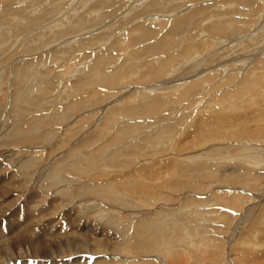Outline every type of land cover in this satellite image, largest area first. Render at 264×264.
Returning a JSON list of instances; mask_svg holds the SVG:
<instances>
[{"label": "rangeland", "instance_id": "374dc122", "mask_svg": "<svg viewBox=\"0 0 264 264\" xmlns=\"http://www.w3.org/2000/svg\"><path fill=\"white\" fill-rule=\"evenodd\" d=\"M263 26L264 0H0V238L25 253L0 264H264Z\"/></svg>", "mask_w": 264, "mask_h": 264}, {"label": "bare ground", "instance_id": "6f19581e", "mask_svg": "<svg viewBox=\"0 0 264 264\" xmlns=\"http://www.w3.org/2000/svg\"><path fill=\"white\" fill-rule=\"evenodd\" d=\"M264 27V26H263ZM234 41H237V39H234ZM207 56V55H206ZM203 59V58H202ZM205 59V58H204ZM98 60V59H97ZM208 58H207V62H208ZM238 60H240L239 58H238ZM242 60V59H241ZM96 61V60H95ZM198 61V60H197ZM204 61H206V60H204ZM204 61H200V62H202L201 64H200V62H193V60H191V64H190V66H189V69L191 68V67H193V69L194 68H196V67H198V66H202V68L200 69L201 70V72L203 71V69L204 68H206V65H207V63L206 62H204ZM210 62V61H209ZM172 63V62H171ZM166 64V63H165ZM164 63H162L161 65H158V66H154V67H152L151 69H150V71H149V73L147 74V75H144V76H151V74H153V72L154 71H157V72H159V73H162L163 71H166L165 69L166 68H164L166 65H165ZM168 66V65H167ZM186 66V65H185ZM96 67V66H95ZM169 67V66H168ZM167 67V68H168ZM179 69V68H178ZM177 68H176V71L178 70ZM188 69V70H189ZM196 69H198V68H196ZM209 69V68H208ZM187 72V71H186ZM205 72V71H204ZM207 72V71H206ZM190 73V71L188 72V73H181V76L180 77H182V79H184L185 81L190 77L188 74ZM156 74V73H155ZM163 74V73H162ZM177 74V73H176ZM201 74V73H200ZM204 74V73H203ZM207 74V73H206ZM189 77H188V76ZM143 76V77H144ZM193 76V75H192ZM195 76V75H194ZM198 75H196V77H197ZM201 76V75H200ZM152 78V77H151ZM150 78V79H151ZM173 79V78H172ZM177 79V78H176ZM205 79V76L203 77V78H200V80H199V77H198V81H197V79H195L192 83L193 84H191V87L192 86H197V85H202V82H200V81H203ZM177 80H179V79H177ZM185 81H184V83H185ZM170 82H173V81H170ZM176 82V81H175ZM189 84V85H190ZM179 85V84H178ZM191 87H188V88H191ZM143 89V88H142ZM110 90V89H109ZM188 90V89H187ZM189 90H192V89H189ZM188 90V91H189ZM130 91V90H129ZM193 91V90H192ZM120 93V92H119ZM51 94V93H50ZM98 94V93H97ZM112 95H114V94H112ZM130 97V96H129ZM105 99V98H104ZM253 101H255V99H253ZM127 102H129V101H127ZM104 106V105H103ZM14 107V106H13ZM221 107V106H220ZM129 108V107H128ZM103 109H104V107H103ZM106 109V108H105ZM100 110H101V108H100ZM108 110V109H107ZM236 110V109H235ZM231 112V111H230ZM12 113V112H11ZM63 113V112H62ZM96 113V112H95ZM94 113V114H95ZM101 114V113H100ZM233 114V113H232ZM43 115V114H42ZM101 116V115H100ZM97 117H99V116H97ZM108 117V116H107ZM17 118V117H16ZM82 118V117H81ZM36 119V118H35ZM98 119V118H97ZM217 120V119H216ZM87 121V120H86ZM117 121V120H116ZM75 122V121H74ZM88 122V121H87ZM37 123H38V121H37ZM82 123V122H81ZM114 123H115V121H114ZM84 125V124H83ZM77 126H78V124H77ZM4 127V126H3ZM69 127V126H68ZM96 128V127H95ZM111 128V127H110ZM112 128H114V127H112ZM71 129V128H70ZM119 129V128H118ZM21 130V129H20ZM73 131V130H72ZM115 131V130H114ZM117 132V131H116ZM121 133V132H120ZM7 138V137H6ZM14 138V137H13ZM29 139V138H28ZM24 140V139H23ZM60 143V142H59ZM262 143L264 144V140L262 141ZM246 144H248V143H246ZM56 147H57V145H55ZM248 147V146H247ZM261 147H263V148H261ZM261 147H255V148H253V152H254V154L255 153H257V152H260V153H262V152H264V146L262 145ZM19 152V151H18ZM36 152V151H35ZM13 154V153H12ZM49 154V153H48ZM60 154H63V153H60ZM94 154V153H93ZM104 154V153H103ZM67 155V154H66ZM78 155V154H77ZM89 155V154H88ZM91 155V154H90ZM259 155V154H258ZM39 156V155H38ZM75 156V155H74ZM41 157V156H40ZM57 157V156H56ZM61 157V156H60ZM257 157V155L255 156V158ZM17 158V157H16ZM75 158V157H74ZM82 158V157H81ZM117 158V157H116ZM19 159V158H18ZM54 159V158H53ZM76 159V158H75ZM12 160H14V159H12ZM34 160V159H33ZM65 160V159H64ZM74 160V159H73ZM83 160H85V159H83ZM22 161V160H21ZM35 161V160H34ZM66 161V160H65ZM26 162V161H25ZM44 162V161H43ZM57 162V161H56ZM80 162V161H79ZM20 163V162H19ZM88 163V162H87ZM98 163V162H97ZM59 164V163H58ZM23 165V164H22ZM57 165V164H56ZM61 165V164H60ZM4 166V165H3ZM57 167H59V166H57ZM31 168V167H30ZM30 168H28V169H30ZM46 168V167H45ZM61 168V167H60ZM27 171V170H26ZM103 171V170H102ZM104 172V171H103ZM38 173V172H37ZM40 173V172H39ZM106 173V172H105ZM64 174V173H63ZM75 174V173H74ZM78 174V173H77ZM89 174H90V172H89ZM100 174H102V173H100ZM115 174V173H114ZM119 174V173H118ZM54 175V174H53ZM104 175V174H103ZM86 176V175H85ZM91 176V175H90ZM90 176H88V177H90ZM102 176V175H101ZM106 176H107V174H106ZM1 178V177H0ZM17 180V179H16ZM4 181V180H3ZM11 182H13V181H11ZM7 183H8V181H7ZM78 183V182H77ZM88 183V182H87ZM115 183H116V181H115ZM2 185V184H1ZM4 185V184H3ZM61 186V185H60ZM123 186V185H122ZM2 187V186H1ZM5 187V186H4ZM19 187V186H18ZM112 188V187H111ZM111 190V189H110ZM134 190V189H133ZM152 191V190H151ZM6 194V193H5ZM123 196V195H122ZM123 198V197H122ZM124 198H126V197H124ZM262 198H264V195L262 196ZM128 201V200H127ZM146 203V202H145ZM150 204V203H149ZM264 208V207H263ZM41 209V208H40ZM33 210V209H32ZM37 210V209H36ZM47 211V210H46ZM264 211V210H263ZM45 212V211H44ZM75 212V211H74ZM34 214V213H33ZM2 216V215H1ZM39 216H40V214H39ZM41 216H42V214H41ZM70 217V216H69ZM40 218V217H39ZM38 218V219H39ZM37 219V220H38ZM33 220V219H32ZM88 220V219H87ZM37 222V221H36ZM41 222H42V220H41ZM37 224V223H36ZM41 224V223H40ZM97 224V223H96ZM98 225V224H97ZM36 226V225H35ZM18 227H19V225H18ZM34 228V227H33ZM72 228V227H71ZM76 228V227H75ZM97 228V227H96ZM9 229V228H8ZM31 229V228H30ZM73 229V228H72ZM98 229V228H97ZM63 230V229H62ZM5 231H7V230H5ZM32 231V230H31ZM33 231H34V229H33ZM36 231V230H35ZM57 231V230H56ZM66 231L67 230H65L64 231V235L65 234H67L68 233V231H67V233H66ZM70 231V230H69ZM96 231V230H95ZM30 232V231H29ZM75 231H73V233H74ZM83 232V231H82ZM36 233V232H35ZM80 232L78 231V232H76V234H79ZM87 233V232H86ZM98 233V232H97ZM16 234V233H15ZM30 234H32V233H29V235ZM71 232H70V234H67V235H65V237H67V239L65 240L66 242H71L72 243V240H71ZM83 234V233H82ZM8 235V234H7ZM81 235V234H80ZM85 235H87V234H85ZM99 235V234H98ZM19 236V235H18ZM62 236V235H61ZM74 236V235H73ZM8 237V236H7ZM6 237V234L4 235V234H2L1 235V238H0V260L3 258V256L4 255H7L8 257H10V259H14V261L16 260H19V261H22V259H24L25 258V253L23 252V251H20V253H19V255H17V256H15L16 254H14L15 252L13 251V248L11 247V243H14V244H16L15 246L16 247H21L22 248V239H19L16 235H13V237L12 238H7ZM38 236H36V238H37ZM64 237V238H65ZM75 237V236H74ZM79 238V237H78ZM93 238V237H92ZM39 239V238H38ZM81 239V238H80ZM95 239V238H94ZM44 240V239H43ZM49 240V239H48ZM97 240V239H96ZM58 241V240H57ZM74 241V240H73ZM81 241V240H80ZM41 242V241H40ZM43 242V241H42ZM52 242V241H51ZM83 242V241H82ZM98 242V241H97ZM204 242V241H203ZM38 242H36V241H31L29 244L32 246V248L34 247V245H35V249H36V244H37ZM53 243V242H52ZM55 243H57V242H55ZM212 243V242H211ZM54 244V243H53ZM210 244V243H209ZM27 245V244H26ZM80 245H82V244H80ZM79 245V246H80ZM37 246L39 247V249L42 251V248H43V252H46V249H45V247H47V245H44V244H37ZM72 246V245H71ZM83 246V245H82ZM98 246V245H97ZM56 247V246H55ZM84 247H86L85 245H84ZM161 247V246H160ZM53 248V247H52ZM70 248V247H69ZM75 248V247H74ZM27 249V248H26ZM34 249V248H33ZM85 250H86V248H84ZM205 249V248H204ZM21 250V249H20ZM56 250H58V249H56ZM63 250V249H62ZM19 251V250H18ZM35 251V250H34ZM65 251V250H64ZM14 252V253H13ZM67 252V251H66ZM82 252H85L84 250H81V255H79V256H87V253L85 252V253H82ZM48 253V252H47ZM50 253V252H49ZM35 254V253H34ZM168 255V254H167ZM38 257V256H37ZM179 258H180V256H179ZM54 259V258H53ZM78 260H80V259H78ZM82 260V261H81ZM79 262H75V263H72V264H97L96 263V261L94 262L92 259H88V260H83V258L81 259ZM12 260H10L9 262H11ZM70 262V261H69ZM72 262V261H71ZM70 262V263H71ZM179 262V261H178ZM18 263V262H17ZM38 263V262H37ZM53 264V263H52ZM55 264V263H54ZM135 264V263H134ZM169 264H170V262H169ZM190 264V263H189Z\"/></svg>", "mask_w": 264, "mask_h": 264}]
</instances>
